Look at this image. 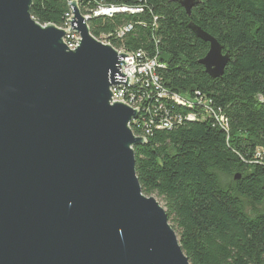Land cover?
<instances>
[{
  "label": "water",
  "instance_id": "obj_1",
  "mask_svg": "<svg viewBox=\"0 0 264 264\" xmlns=\"http://www.w3.org/2000/svg\"><path fill=\"white\" fill-rule=\"evenodd\" d=\"M171 1L188 15L202 2ZM31 5L0 0V264H192L136 175L140 110L111 104L114 85L134 83L120 66L131 55L91 36L78 0L66 31L36 22ZM189 28L209 44L205 73L221 78L231 56Z\"/></svg>",
  "mask_w": 264,
  "mask_h": 264
},
{
  "label": "trees",
  "instance_id": "obj_2",
  "mask_svg": "<svg viewBox=\"0 0 264 264\" xmlns=\"http://www.w3.org/2000/svg\"><path fill=\"white\" fill-rule=\"evenodd\" d=\"M99 6L141 9L93 18L90 32L117 49L157 57L163 89L191 103L143 95L132 126L145 140L133 148L142 192L162 199L192 264H264V0H202L190 15L171 0H82L80 11ZM68 12L67 0H32L30 9L43 26L64 27ZM190 24L231 56L221 78L199 63L209 44ZM190 114L195 121L186 120ZM165 119L172 127H162Z\"/></svg>",
  "mask_w": 264,
  "mask_h": 264
},
{
  "label": "built area",
  "instance_id": "obj_3",
  "mask_svg": "<svg viewBox=\"0 0 264 264\" xmlns=\"http://www.w3.org/2000/svg\"><path fill=\"white\" fill-rule=\"evenodd\" d=\"M72 1L73 0H67L69 12L66 14V23L64 27H59L63 29L64 31L71 29V25L70 23L67 22V19H71L72 11L70 9V5ZM81 1L82 0H78L79 10H80ZM128 12L138 13V12H141V9H130L124 6H119V7L99 6L91 14H88V15H84L80 11L82 16L85 19H87L88 26H89V22L93 18H98V17L112 18L115 14L128 13ZM131 30H132V26L130 25L123 27L117 33L118 38H123ZM91 36L94 37L92 34ZM94 38L103 44H110L108 40L104 37H100V38L94 37ZM79 41H81L80 36L73 31H69L64 38V44L69 48L70 51H75L76 48H79L80 46ZM112 47L119 53L131 55L130 57H124L123 62L125 65L121 62L120 66H121L122 74H124L126 77H130L132 80H134V83L133 85L122 86V87L118 85H114L111 88V92L113 93L115 97H112L113 101H111V104H115L116 102L123 103L125 105H128L133 110L139 109L140 110L139 114H140L141 111L145 108L142 104L143 95L145 96L146 91L150 90V95L153 98L159 97L161 99H168L180 106H191L190 102L184 100L178 95H170L165 89H163L162 84H161L162 80L159 75V69H161L162 66L159 63L157 57L150 59V58H147L143 52H126L123 49H117L114 46ZM143 91H144V94L142 93ZM207 112L210 113L211 116H214L216 119H218L224 129H227V125L223 117L219 115L217 116L216 113L208 107H207ZM168 116L173 120H178V121L183 120L181 115L171 117L168 114ZM137 117L129 124V128L131 130H132V126L134 122H136ZM186 120L195 121L196 116L194 114H190L186 117ZM162 124H163L162 125L163 128H169V127H172L173 125L172 122L168 119H165L164 121H162ZM134 136L136 135L134 134Z\"/></svg>",
  "mask_w": 264,
  "mask_h": 264
},
{
  "label": "rangeland",
  "instance_id": "obj_4",
  "mask_svg": "<svg viewBox=\"0 0 264 264\" xmlns=\"http://www.w3.org/2000/svg\"><path fill=\"white\" fill-rule=\"evenodd\" d=\"M154 198H156V200L160 203V205L165 208L164 202L162 201V199H160L157 195H153ZM262 209L264 207H261Z\"/></svg>",
  "mask_w": 264,
  "mask_h": 264
}]
</instances>
